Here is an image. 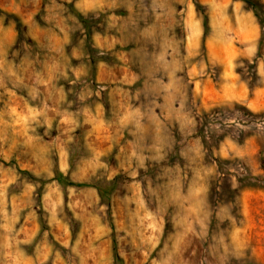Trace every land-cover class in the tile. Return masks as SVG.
<instances>
[{
  "label": "rangeland",
  "instance_id": "1",
  "mask_svg": "<svg viewBox=\"0 0 264 264\" xmlns=\"http://www.w3.org/2000/svg\"><path fill=\"white\" fill-rule=\"evenodd\" d=\"M260 1L0 0V264H264Z\"/></svg>",
  "mask_w": 264,
  "mask_h": 264
},
{
  "label": "trees",
  "instance_id": "2",
  "mask_svg": "<svg viewBox=\"0 0 264 264\" xmlns=\"http://www.w3.org/2000/svg\"><path fill=\"white\" fill-rule=\"evenodd\" d=\"M242 1L245 4H247L248 6H250V8L253 10V12L255 11L256 13H257V8H258L259 4H261L260 3L261 2L260 0H242ZM80 17H82V16H80ZM25 173H27V174H29L31 176V174L29 172H25ZM55 179L60 184H62L63 186L73 185V186H78V187H86V186H90L91 185V184H89L87 182H74L68 176H66L61 170L56 171V173H55ZM100 191H102L101 188H100ZM115 255H116L115 256L116 257V260L119 261V259H120L119 254L116 252Z\"/></svg>",
  "mask_w": 264,
  "mask_h": 264
}]
</instances>
